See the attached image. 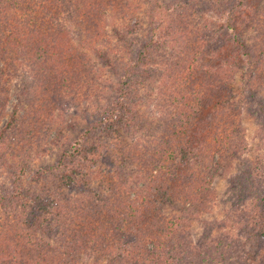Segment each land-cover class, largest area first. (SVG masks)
<instances>
[{
	"label": "trees",
	"instance_id": "1",
	"mask_svg": "<svg viewBox=\"0 0 264 264\" xmlns=\"http://www.w3.org/2000/svg\"><path fill=\"white\" fill-rule=\"evenodd\" d=\"M112 1L0 0V116L4 113L13 74L21 64L31 69L39 86L51 96H48L49 103L51 98H56L63 106L72 92L85 84L90 85L92 78L87 67L84 68L86 63L81 59L77 62L69 52L73 49L70 27L63 17L68 12L77 16L94 13ZM147 2L150 4L151 25L148 38L138 52L123 66L113 62L108 54L99 52L110 71L120 76V90L123 92L99 107L100 120L88 127L84 136L87 138V134L99 128L109 134L119 124L136 123L134 108L137 102L133 101L132 87L140 84L138 77L152 78L151 63L160 64L162 67L157 73L162 78L163 90L155 105L165 119L166 125L162 128L165 134L158 146L151 141L152 145L144 147L138 161L144 172V187L133 198L125 197L118 205H112L107 194H93V190L88 189L89 182L80 184L77 179L82 176L86 164L74 165V160L84 158L97 165L99 160L96 157L101 153L88 148L83 137L78 138L46 171L61 187L86 188V197L80 200L75 213L64 212L66 224H63L68 225L64 227L65 231L58 232L57 226H52L51 215L54 212L63 214L62 205L55 209L59 206V199L54 193L49 192L44 197L45 189L24 187L18 184L21 176L17 175L12 190L15 194L1 197L3 201L15 197L26 202L28 210L23 225L50 236L56 245L51 249L53 252L44 253L42 249L47 243L38 242L27 248L29 255L21 256L14 249L18 248L16 244H8L0 249V264H8L6 257L12 255L11 252L18 253L16 263L74 264L78 252L88 244H96L103 251L113 244L121 247L120 259L110 257L108 264H255L258 260L252 256L255 252L240 263L239 252H207L203 247L190 244L179 222L182 218L167 219L159 210L168 205L183 217L190 218L192 206L201 200L197 193L208 192V187L197 183L198 178L191 168L194 164L204 163L210 166L207 168L231 179V187H234L238 199L250 195L254 208L263 213H252V220L256 216L258 219L250 233L258 240V245L264 241V170L258 166L245 171L243 178L237 174L229 176L237 153V141L232 139L233 131L238 128L234 117L237 109L227 112L220 104L227 102L225 96L221 97L223 87L220 86L226 76L221 73L222 69L225 70L224 65L234 68L241 65V77L247 83L248 94L256 99L252 84L259 79L264 49L263 56L257 52L254 57L243 29L247 22H252L251 18L257 13L256 6L264 4V0L203 2L197 11L196 0H170L165 4L158 0ZM192 10L199 15L198 24L191 16ZM174 11H177L176 16L171 17ZM92 23L93 20H89L88 24ZM218 30L222 31L220 36L213 38L211 34L215 35ZM125 39L121 37L122 41ZM206 55L215 58L211 64L203 63ZM149 96L152 99V95ZM262 114L264 107L261 104L254 115L258 118ZM181 198L184 203L178 204ZM58 234L67 235L66 240L56 238ZM261 249V246L256 247L257 252ZM65 252L72 254V259H66Z\"/></svg>",
	"mask_w": 264,
	"mask_h": 264
},
{
	"label": "rangeland",
	"instance_id": "2",
	"mask_svg": "<svg viewBox=\"0 0 264 264\" xmlns=\"http://www.w3.org/2000/svg\"><path fill=\"white\" fill-rule=\"evenodd\" d=\"M147 1L114 0L94 13L77 16L68 12L63 17L70 27L73 49H69V52L76 57L77 62L81 59L86 63L84 68L87 67L92 78L90 85L85 84L81 89L72 92L63 106L56 101V98H51V102H48L51 96L39 86L30 68L21 64L15 70L8 88L4 113L0 116V249L6 248L8 244H16L18 248L14 249L21 256H27L29 255L27 248L33 245L32 243L46 242L47 246L42 250L49 254L56 246L54 240L44 231H35L23 225L28 210L25 201H18L15 197L1 200L2 196L15 194L12 190L15 188L17 175L21 176L18 184L34 187L37 190L45 189L44 197L51 192L59 199V206L55 209L62 207L63 214L56 215L54 212L55 214L51 215L52 226H57L58 232L65 231L64 227L68 226H64L66 224L64 212L75 213L81 204L80 200L86 197L85 187H61L59 182L52 180L49 173L46 174V171L49 166L57 163L78 138L86 136L88 127L97 124L100 120L99 107L107 105L110 99H115L123 92L120 90V76L110 71V67L103 63L99 52L108 54L111 60L120 66L138 52L148 38L151 25V10ZM158 1L165 4L170 0ZM196 1L198 4L195 6V11L199 10L203 2L209 4L218 2V0ZM195 11L192 10L191 16L194 23L198 24L199 15ZM174 12L171 17L176 16L177 11L175 14ZM256 12L255 17L251 18L252 22H247L243 29L254 57L257 52H261V56L264 52V50L262 52L264 49L263 3L256 6ZM89 20H93V23L88 24ZM221 32L218 30L215 35H211L215 38L220 36ZM121 37H125V41H122ZM167 49L169 50L170 47ZM214 59L213 55H206L203 63L211 64ZM161 67L160 64L151 63L152 78L138 77L140 84L132 87L133 101L137 102L134 108L136 123L119 124L109 134L101 128L95 132L92 130L87 134V138H84L88 148L101 153L100 157H96L99 163L92 165L84 158L74 160V165L86 164L82 170L84 178L79 176L78 182L80 184L89 182L88 189L91 188L95 195H109L112 205L122 204L125 197L133 198L144 187V172L138 161L142 157L144 147L152 145L151 141L154 142V146H158L160 138L165 134L162 130L163 125H166L165 119L161 117L155 105L157 96L163 90L162 78L157 73V69ZM223 68L225 70L222 69L221 73H225L226 76L224 75L220 84L223 87L221 97L225 96L224 100L227 102H220L221 107L227 112L237 109L234 111L236 114L234 117L235 127L238 128L233 131L232 138L237 141V153L229 169V176L237 174L243 178L244 172L251 168L259 166L264 170V118L261 117L264 114L258 118L254 115L261 104L264 107V64L259 79H255L252 84L257 95L256 99L248 94L247 83L241 77V65L238 68L224 65ZM230 79L232 81L229 85ZM149 94L152 95V99ZM228 131L232 132V130ZM215 157L217 158V155ZM204 158L209 164L206 155ZM207 166L209 165L204 163L194 164L191 168L198 178L197 183L208 187V192L197 193L201 200L199 202L196 200L197 202L192 206L190 218L183 217L178 210L168 205L162 206L159 211L167 219L182 218L179 222L182 223L184 234L187 235L190 244L203 247L207 252L209 250L214 252L222 250L226 251V254L239 252L240 263H244L250 257V253L255 252L252 255L258 258L255 264H264V241L258 245V240L250 233L255 228L254 221L258 219L256 216L252 220L251 215L260 211L254 208L250 195H242L238 199L234 187H231V179ZM48 188L49 191H46ZM183 199H179L178 204L184 203ZM56 238L66 240L67 235L58 234ZM258 246H261V252L256 251ZM101 248L96 247V244H88L78 252L74 264H108L111 258L120 259L123 252L117 244L109 246L106 251ZM11 253L12 255L6 257L8 264L23 263H16L18 253ZM65 253L66 259H72V254Z\"/></svg>",
	"mask_w": 264,
	"mask_h": 264
}]
</instances>
